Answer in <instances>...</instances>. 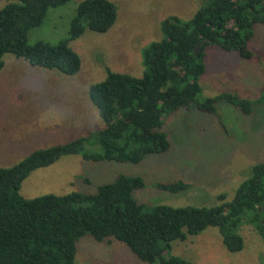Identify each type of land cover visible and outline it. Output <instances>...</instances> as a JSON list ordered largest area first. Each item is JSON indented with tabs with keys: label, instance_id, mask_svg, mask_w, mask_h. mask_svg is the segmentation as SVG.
Masks as SVG:
<instances>
[{
	"label": "trees",
	"instance_id": "16d2710c",
	"mask_svg": "<svg viewBox=\"0 0 264 264\" xmlns=\"http://www.w3.org/2000/svg\"><path fill=\"white\" fill-rule=\"evenodd\" d=\"M69 0H12L0 8V69L11 53L33 66L73 75L81 58L68 44L85 29L107 31L117 17L110 0H81L67 38L51 44L27 41L50 7ZM264 24V0H203L188 19L169 16L161 21L162 37L142 50L141 76L107 70L104 80L90 84L88 96L103 121L98 131L65 143L39 148L11 166H0V264H75L76 243L90 235L96 241L117 240L140 260L151 264H189L170 254L171 242L184 240L209 226L217 227L229 252L243 248L237 228L252 224L264 244V160L254 163L231 200L217 195L209 206L139 203L133 191L145 185L139 176L119 174L92 193L71 191L25 198L21 182L37 168L61 156L78 154L85 160L137 163L147 154L165 152L170 142L162 130L165 115L188 108L216 113L225 100L242 114L264 103V88L255 100L233 92L200 97L207 48L211 45L241 58L253 56L248 43L254 25ZM87 145L97 148H88ZM183 180L158 182L170 192L187 189Z\"/></svg>",
	"mask_w": 264,
	"mask_h": 264
},
{
	"label": "rangeland",
	"instance_id": "374dc122",
	"mask_svg": "<svg viewBox=\"0 0 264 264\" xmlns=\"http://www.w3.org/2000/svg\"><path fill=\"white\" fill-rule=\"evenodd\" d=\"M8 1L0 0V8ZM81 0L50 7L43 22L32 27L27 41L51 44L67 38L70 21ZM117 17L105 32L85 29L68 42L81 58L80 70L64 74L33 66L11 53L3 56L0 69V166H11L32 151L87 136L103 126L88 96L90 84L105 79L107 70L141 76L142 50L162 37L161 21L169 16L190 18L203 0H110ZM249 59L236 52L207 48L204 73L199 78L200 97L233 92L255 100L264 88V24L254 25L248 43ZM216 113L188 108L165 115L162 130L169 148L147 154L137 163L85 160L78 154L61 156L37 168L21 182L20 193L33 198L46 193H92L119 174L141 177L145 185L133 191L147 206H209L224 193L231 200L251 166L264 160V103L251 114H242L225 100ZM97 148V145H87ZM183 180L190 186L179 192L157 187L158 182ZM243 248L229 252L217 227L209 226L184 240L171 242L169 253L189 264H264V244L252 224L237 228ZM75 264H151L140 260L120 241H96L90 235L76 243Z\"/></svg>",
	"mask_w": 264,
	"mask_h": 264
}]
</instances>
